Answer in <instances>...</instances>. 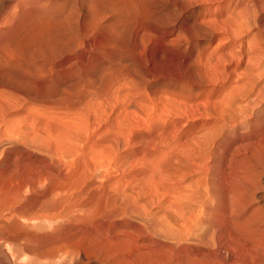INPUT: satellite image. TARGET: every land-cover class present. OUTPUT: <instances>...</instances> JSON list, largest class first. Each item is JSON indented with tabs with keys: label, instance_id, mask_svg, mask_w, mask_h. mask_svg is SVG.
Here are the masks:
<instances>
[{
	"label": "rangeland",
	"instance_id": "1",
	"mask_svg": "<svg viewBox=\"0 0 264 264\" xmlns=\"http://www.w3.org/2000/svg\"><path fill=\"white\" fill-rule=\"evenodd\" d=\"M263 37L264 0H0V264H61L126 218L45 217L113 188L221 198L222 109Z\"/></svg>",
	"mask_w": 264,
	"mask_h": 264
},
{
	"label": "bare ground",
	"instance_id": "2",
	"mask_svg": "<svg viewBox=\"0 0 264 264\" xmlns=\"http://www.w3.org/2000/svg\"><path fill=\"white\" fill-rule=\"evenodd\" d=\"M252 74L239 83L233 81L234 85L237 84V93L225 101L222 109V125L228 126V139L233 141V145L230 147L232 151L226 152L229 155L221 162V173L218 172L222 176L219 178L222 185H219L224 190L221 198L211 192L208 193L211 196L201 194L203 197L193 195L194 191L189 194L146 193L136 191L130 185L131 188L123 192L114 188L105 192L94 207L96 200L90 197L92 205L80 201L59 208L44 216L47 224L66 219L68 224L73 221L91 222L96 217L105 219V223L111 219H126L116 224L113 221L112 227H106L107 224L95 227L92 224L87 231L81 230L84 231L82 238V232L79 235L77 232L76 238L74 234L73 237L66 236L67 239L55 241V245H51L52 251L60 257L55 261L68 260V264H103V260H108V264H264V65L256 66ZM37 213L33 214L37 216ZM79 222L73 225L81 226ZM49 229L52 231V228ZM80 239H83L82 242ZM48 248L51 249L50 246ZM46 261L49 263V260Z\"/></svg>",
	"mask_w": 264,
	"mask_h": 264
}]
</instances>
